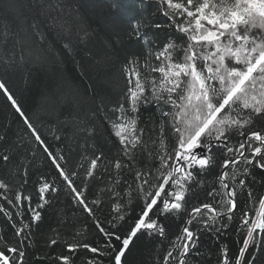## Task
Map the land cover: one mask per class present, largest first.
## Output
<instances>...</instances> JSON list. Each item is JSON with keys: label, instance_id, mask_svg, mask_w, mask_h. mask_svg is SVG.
I'll use <instances>...</instances> for the list:
<instances>
[{"label": "snow or ice", "instance_id": "1", "mask_svg": "<svg viewBox=\"0 0 264 264\" xmlns=\"http://www.w3.org/2000/svg\"><path fill=\"white\" fill-rule=\"evenodd\" d=\"M156 3L167 23L137 22L125 34L129 38L142 37L145 45L156 43L142 31L145 27L167 28L174 35L170 34L162 47L149 48L143 60L130 59L122 69L125 88L118 101L107 111L100 106L118 145L115 160H109L94 143H89L87 147L96 154L82 153L77 170H68L67 155L61 149L55 153L50 150L8 87L7 79L0 77V94L31 134V155L35 156L37 147L42 149L65 183V190L93 218L103 237L96 246L65 241L72 256L55 259L60 264H72L77 251L84 249L107 258L108 264H125L126 252L139 234L158 236L162 243L167 240L161 218L170 215L183 218L184 223L157 264H196L193 257L202 255L201 232L222 235L235 221L242 243L235 256L222 248L220 264H256L257 257L254 251L249 254L250 249L264 252V194L251 186L256 182L252 170L264 171V0ZM35 7L39 15L48 17L60 5L59 0H39ZM67 13V17L53 19L57 35L70 37L76 29L79 39L64 45L71 53L74 45L83 43L90 34L77 10L68 9ZM77 21L81 23L77 25ZM4 27L6 43L16 33L8 25ZM14 63L13 56H0L4 72ZM153 105L156 115L142 122L143 111ZM166 128L171 129L170 134H166ZM81 131L88 136L95 134L93 127ZM52 135L57 141L61 139L55 130ZM27 138L26 133L23 139ZM5 139L0 135V141ZM80 147L85 148V144ZM11 159L4 149L0 160L8 165ZM30 163L21 158L14 168L12 175L22 177L18 187L0 178V201L10 206L0 203V213L13 220L10 208L16 209L15 216L19 217V223L12 225L19 245H9L0 238V264H26L25 241L42 218L38 209L60 191L55 180L41 176L38 202L33 207V196L23 191ZM79 169H83L82 176ZM213 169L216 174L209 178ZM93 179L104 186L89 200V181ZM197 191L203 199L195 197ZM104 193L114 201L115 215L107 227L95 219ZM134 204L140 211L125 230L124 223L131 217ZM25 205L30 213L27 220L21 210ZM215 238L219 240V235ZM57 243L55 238L50 241V245ZM86 264H104V260L88 258Z\"/></svg>", "mask_w": 264, "mask_h": 264}, {"label": "trees", "instance_id": "2", "mask_svg": "<svg viewBox=\"0 0 264 264\" xmlns=\"http://www.w3.org/2000/svg\"><path fill=\"white\" fill-rule=\"evenodd\" d=\"M38 3L39 0H0V56H13L15 60L7 72L0 65V77L7 79L8 87L50 150L55 153L57 149H61L67 155L69 162L65 167L68 170H77L82 153L89 156L96 154L92 148L87 147L89 143H94L96 150L103 152L109 160H115L118 145L103 120L100 106L103 105L107 111L118 101L125 88L122 69L130 59L139 57L143 60L149 48L155 50L162 47L167 37L174 33H170L167 28H143L142 31L149 40H155V45H145L142 37L129 38L125 34L137 22L146 25L149 22L167 23L166 18L157 10L156 0H59L60 7L51 11L48 17L38 14L35 7ZM60 8L64 11L61 12ZM68 9L79 12L83 27L90 34L83 43L75 44L71 53L64 45L69 40L75 42L79 39L75 34L76 29H73L70 37L57 35L58 30L54 27L53 19L67 17ZM76 23L79 25L81 21ZM34 24L36 27H33ZM5 25L16 33L15 36H9L6 43L3 42ZM108 115L112 116V113ZM150 115H156L155 105L143 111L142 122ZM87 127L95 129L93 136L81 131ZM53 130L60 135L59 141L52 135ZM26 133L28 138L23 139ZM170 133L171 129L166 128V134ZM0 135L6 137L4 141H0V155L7 149L12 157L8 165L0 160V178L18 187L22 183V177L13 176L12 172L20 165L21 158H25V163L30 161L28 183L23 191L33 196V207L38 202L41 176L55 180L60 187V191L52 196L50 202L43 209H38L42 218L33 226L31 238L25 241L26 264H60L55 257L72 256L67 251L65 241H82L92 246L102 242L103 237L93 218L72 200L69 192L65 190V183L59 178L42 149L37 147L35 156L31 155V134L2 94ZM82 143L85 144L83 149L80 147ZM79 171L82 176L83 169ZM216 171L213 169L209 178ZM252 172L256 182L251 186L255 192L264 194V171L253 169ZM103 186L104 183L100 180H90L87 192L89 200L95 198ZM10 195H14V192ZM195 197L204 198L199 191L195 193ZM101 199L103 203L95 210V219L107 227V222L115 215L112 208L114 201L109 198L108 193H104ZM0 203L10 207L4 201ZM10 210L13 212V220L0 213V238L9 245L18 246L19 238L16 237L12 225L19 223V217L15 216L16 209ZM21 210L25 213L24 218L29 219L27 205ZM139 211L140 207L134 204L131 217L124 223L125 230ZM161 220L166 229L167 240L162 243L158 236L139 234L126 252L125 264H157L158 260L162 262L168 242L179 233L184 220L170 215L162 217ZM237 226L238 221L233 222L222 235L201 232L199 250L202 255L193 257L196 264H220L222 248H227L229 254L235 256L242 243ZM217 235L219 240L215 238ZM54 238L58 239V243L50 245ZM2 246L0 243V247ZM253 251L257 257L256 264H261L264 252L250 249L249 254ZM88 258H100L104 260V264H108L107 258L97 257L84 249L77 251L72 258V264H86Z\"/></svg>", "mask_w": 264, "mask_h": 264}]
</instances>
